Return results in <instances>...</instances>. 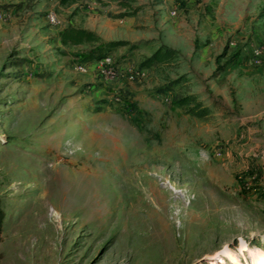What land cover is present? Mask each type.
<instances>
[{
  "label": "rangeland",
  "instance_id": "1",
  "mask_svg": "<svg viewBox=\"0 0 264 264\" xmlns=\"http://www.w3.org/2000/svg\"><path fill=\"white\" fill-rule=\"evenodd\" d=\"M263 5L0 0V264H264Z\"/></svg>",
  "mask_w": 264,
  "mask_h": 264
},
{
  "label": "trees",
  "instance_id": "2",
  "mask_svg": "<svg viewBox=\"0 0 264 264\" xmlns=\"http://www.w3.org/2000/svg\"><path fill=\"white\" fill-rule=\"evenodd\" d=\"M260 17L264 18V5L259 13ZM61 40L64 44H81L84 42H98L100 40L99 35L91 29L80 27V26H69L64 29L61 33ZM126 42L123 40H112L102 44L98 47L94 53L89 57L93 60H99L107 56L111 49L119 45H124ZM172 49L161 47L156 50L152 55L148 56L142 63L143 66L151 65L155 61H164L167 59ZM188 98L177 99L176 101L180 104L186 103Z\"/></svg>",
  "mask_w": 264,
  "mask_h": 264
},
{
  "label": "built area",
  "instance_id": "3",
  "mask_svg": "<svg viewBox=\"0 0 264 264\" xmlns=\"http://www.w3.org/2000/svg\"><path fill=\"white\" fill-rule=\"evenodd\" d=\"M88 1H89V2H92L93 0H88ZM50 19H51V21H53V22H55V23L57 22V18H56L54 15H51V16H50ZM262 52H263L262 49L257 50V51H256V55H257V57H258L259 55H261ZM97 65L99 66V70H100V72L103 73L104 75H109V74H113V73L116 72V68H114L113 57H112L111 55H109V54H108L107 56H105L104 58L99 59V60L97 61ZM85 67H86V66L83 65V64L78 65V68L81 69V70H84ZM129 74H130L129 76H130L131 78H134L135 76L138 75V70H133V69L131 68ZM263 163H264V157H263ZM255 176H256V174H255Z\"/></svg>",
  "mask_w": 264,
  "mask_h": 264
}]
</instances>
